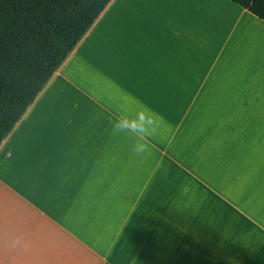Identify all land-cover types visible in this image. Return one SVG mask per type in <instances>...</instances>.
<instances>
[{
  "label": "crops",
  "instance_id": "1",
  "mask_svg": "<svg viewBox=\"0 0 264 264\" xmlns=\"http://www.w3.org/2000/svg\"><path fill=\"white\" fill-rule=\"evenodd\" d=\"M0 264H264V21L112 0L0 146Z\"/></svg>",
  "mask_w": 264,
  "mask_h": 264
},
{
  "label": "trees",
  "instance_id": "2",
  "mask_svg": "<svg viewBox=\"0 0 264 264\" xmlns=\"http://www.w3.org/2000/svg\"><path fill=\"white\" fill-rule=\"evenodd\" d=\"M264 21V0H230ZM112 0H0V146Z\"/></svg>",
  "mask_w": 264,
  "mask_h": 264
},
{
  "label": "clouds",
  "instance_id": "3",
  "mask_svg": "<svg viewBox=\"0 0 264 264\" xmlns=\"http://www.w3.org/2000/svg\"><path fill=\"white\" fill-rule=\"evenodd\" d=\"M134 113L133 116H130L127 110H122L109 123L112 135H130L134 139L132 153L137 156H143L151 151L152 140L157 136L164 117L144 102H139L134 107Z\"/></svg>",
  "mask_w": 264,
  "mask_h": 264
},
{
  "label": "rangeland",
  "instance_id": "4",
  "mask_svg": "<svg viewBox=\"0 0 264 264\" xmlns=\"http://www.w3.org/2000/svg\"><path fill=\"white\" fill-rule=\"evenodd\" d=\"M216 55H217V54H216L215 52H213V55H212L211 62H213V60H214V57H215ZM207 59H208V62H210V59H209V57H208ZM222 62H224V60H223Z\"/></svg>",
  "mask_w": 264,
  "mask_h": 264
}]
</instances>
